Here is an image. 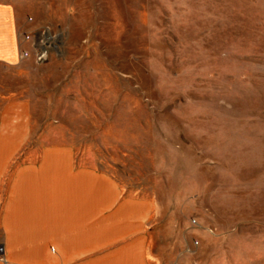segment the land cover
Returning a JSON list of instances; mask_svg holds the SVG:
<instances>
[{
	"label": "rangeland",
	"instance_id": "1",
	"mask_svg": "<svg viewBox=\"0 0 264 264\" xmlns=\"http://www.w3.org/2000/svg\"><path fill=\"white\" fill-rule=\"evenodd\" d=\"M28 1L48 54L0 89L41 142L151 197L157 247L264 264V0Z\"/></svg>",
	"mask_w": 264,
	"mask_h": 264
},
{
	"label": "crops",
	"instance_id": "2",
	"mask_svg": "<svg viewBox=\"0 0 264 264\" xmlns=\"http://www.w3.org/2000/svg\"><path fill=\"white\" fill-rule=\"evenodd\" d=\"M28 0H0V67L25 64L37 27ZM155 203L41 142L31 103L0 89V264H193L152 240ZM190 249L187 247V252Z\"/></svg>",
	"mask_w": 264,
	"mask_h": 264
},
{
	"label": "built area",
	"instance_id": "3",
	"mask_svg": "<svg viewBox=\"0 0 264 264\" xmlns=\"http://www.w3.org/2000/svg\"><path fill=\"white\" fill-rule=\"evenodd\" d=\"M47 33L46 32H42V33H38L36 31V33H34L33 35H24V41H28L31 43V50L30 51H26L24 50L22 52V59H26L29 58L30 53L32 51V53L35 54L36 59L38 62H42L45 60V58L47 57L48 54V46L49 44L47 43Z\"/></svg>",
	"mask_w": 264,
	"mask_h": 264
}]
</instances>
